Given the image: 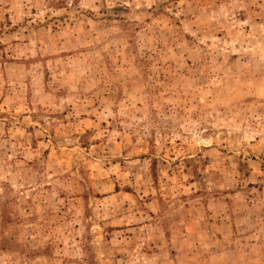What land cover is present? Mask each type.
<instances>
[{
    "label": "rangeland",
    "instance_id": "rangeland-1",
    "mask_svg": "<svg viewBox=\"0 0 264 264\" xmlns=\"http://www.w3.org/2000/svg\"><path fill=\"white\" fill-rule=\"evenodd\" d=\"M0 264H264V0H0Z\"/></svg>",
    "mask_w": 264,
    "mask_h": 264
}]
</instances>
